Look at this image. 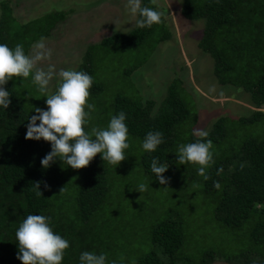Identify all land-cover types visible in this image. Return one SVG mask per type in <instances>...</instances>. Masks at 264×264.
I'll list each match as a JSON object with an SVG mask.
<instances>
[{
	"label": "trees",
	"instance_id": "obj_1",
	"mask_svg": "<svg viewBox=\"0 0 264 264\" xmlns=\"http://www.w3.org/2000/svg\"><path fill=\"white\" fill-rule=\"evenodd\" d=\"M0 7V43L10 48L20 43L28 55L35 42L51 36L66 19L65 12H56L19 25L7 2ZM142 7L160 11L150 0H144ZM180 14L186 20L204 21L198 45L212 57L218 84L245 92L255 110L237 118L220 116L207 137L196 136L193 133L198 119L193 98H187L190 94L179 79L170 83L155 113V102H143L140 95H117L105 110L110 111V118L125 112L128 135L141 142L150 131L163 133L164 143L154 152L141 155L140 169L146 176H153L150 165L155 157L169 166L168 172L183 171L180 182L201 186L213 202V222L232 236L235 249L224 252L213 248L198 258L183 253V221L173 213L151 226L147 234V244L152 247L149 251L131 261L124 259L119 240L125 224L108 215L111 188L107 184V162L97 154L81 169H72L59 160L44 169L41 159L50 152V142L25 138L28 118L36 114L38 106L32 94L23 91L25 79L14 77L4 85L11 103L7 109L0 108V264H22L17 259L15 232L30 214L50 217L54 232L69 241L61 264H79L83 251L104 253L108 264H264V0H182ZM171 37L162 15L159 24L137 27L128 35L116 34L89 47L79 70L93 78L89 94L96 98L97 90L104 86L96 78L92 59L97 47L105 53L111 47L142 53L124 70L130 75L159 43ZM84 127L88 132V124ZM201 139L212 141L213 163L206 170L207 180L197 174L195 165H180L175 154L179 145ZM36 182L42 192L39 197ZM216 182L219 189L214 186Z\"/></svg>",
	"mask_w": 264,
	"mask_h": 264
},
{
	"label": "rangeland",
	"instance_id": "obj_2",
	"mask_svg": "<svg viewBox=\"0 0 264 264\" xmlns=\"http://www.w3.org/2000/svg\"><path fill=\"white\" fill-rule=\"evenodd\" d=\"M2 2H7L11 7L19 25L47 14L66 13L65 21L44 39L46 47L52 52L50 58L42 59L36 65L45 71L49 66L54 68L48 95L53 94L59 85L60 70H80L82 58L89 47H96L105 38L116 34L128 35L137 28L138 15L130 14L127 0H0V5ZM150 2L161 11L172 37L159 43L146 62L130 75H126L124 70L142 53L121 51L114 47L105 53L100 46L96 48L92 58L96 78L104 86L103 90H97L96 98L89 94L87 102L92 103L95 110L88 122V132L93 127H107L110 111L105 108L117 95L132 98L140 95L143 102L152 100L155 102V113L174 79L182 81V86L190 94L187 98H193L198 119L195 131H209L220 116L237 118L255 110L245 92L218 84L213 73L212 57L198 45L203 35L204 21L184 19L180 14L182 0ZM34 51L32 46L29 55ZM21 84L19 81V86ZM23 87V91L32 94L38 108L46 109V98L37 91L31 77L25 78ZM128 143L130 147L125 150L126 159L116 169L108 164L107 174V184L111 188L108 215L114 221L125 224L121 227L119 240L124 259L131 261V258L149 251L152 247L147 244V234L151 226L159 220L170 218L173 213L183 221L186 236L183 253L198 258L202 252L213 248L224 252L235 249L232 236L213 222L214 205L203 194L201 186L180 182L184 179L183 171L176 174L166 171L163 176L168 183L160 185L154 176H146L140 169V158L144 152L141 141L128 135ZM141 182L148 186L146 190L142 193L134 191ZM214 264L227 263L217 261Z\"/></svg>",
	"mask_w": 264,
	"mask_h": 264
},
{
	"label": "clouds",
	"instance_id": "obj_3",
	"mask_svg": "<svg viewBox=\"0 0 264 264\" xmlns=\"http://www.w3.org/2000/svg\"><path fill=\"white\" fill-rule=\"evenodd\" d=\"M127 9L132 16H139L136 21L138 28L151 27L161 22L162 13L155 8L141 7V0H127ZM44 39L41 37L35 42L33 45L35 51L32 55L26 54L24 46L20 43L14 48L0 43V108L7 109L11 103L10 92L4 85L14 77L20 78L21 81L31 77L37 91L46 98L47 107L35 108L36 114L29 116L25 138L36 141L42 138L50 142V152L41 159L42 167L47 169L59 160L72 169H81L100 154L103 162L116 169L120 162L126 159L125 150L130 147L125 123L126 113L121 111L113 115L106 128L93 127L90 132H86L84 126L88 124L91 113L95 110V106L87 102L93 78L83 71L60 70L59 85L53 94L48 95V85L55 74L54 68L49 66L45 71L36 67L38 61L50 58L52 54L51 49L46 47ZM193 134L201 138L209 135L203 130H197ZM162 143L163 133L150 131L140 146L143 151L151 153ZM211 148V140L201 139L181 144L175 153L177 162L180 165H195L197 174L207 180L209 177L206 170L213 163ZM168 167L158 158L154 157L151 161L150 171L160 185L168 183V179L163 176ZM214 186L220 188L218 182ZM147 187L141 182L136 185L134 191L142 193ZM34 188L36 195L42 196L39 182L34 184ZM15 238L18 246L17 259L22 264H61L65 250L70 246L67 239L54 232L51 218L45 215H27L17 228ZM79 264L108 262L104 253L83 251L79 255Z\"/></svg>",
	"mask_w": 264,
	"mask_h": 264
}]
</instances>
